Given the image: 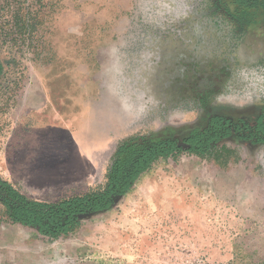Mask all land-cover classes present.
<instances>
[{"label":"rangeland","instance_id":"rangeland-1","mask_svg":"<svg viewBox=\"0 0 264 264\" xmlns=\"http://www.w3.org/2000/svg\"><path fill=\"white\" fill-rule=\"evenodd\" d=\"M0 60V177L30 200L103 188L129 138L264 110V27L215 0H0ZM215 149L159 160L57 240L0 205V264H264V144Z\"/></svg>","mask_w":264,"mask_h":264},{"label":"trees","instance_id":"trees-1","mask_svg":"<svg viewBox=\"0 0 264 264\" xmlns=\"http://www.w3.org/2000/svg\"><path fill=\"white\" fill-rule=\"evenodd\" d=\"M215 4L243 26H264V0H215ZM3 72L0 60V76ZM233 132L243 140L264 143V114L255 126L233 125L223 117H213L207 128L195 130L183 143L168 138H129L117 148L103 188L54 203L30 200L0 177V205L14 224L35 228L51 240L67 237L82 225V217L111 211L159 160L182 152L212 157L217 151L215 145Z\"/></svg>","mask_w":264,"mask_h":264},{"label":"flooded vegetation","instance_id":"flooded-vegetation-1","mask_svg":"<svg viewBox=\"0 0 264 264\" xmlns=\"http://www.w3.org/2000/svg\"><path fill=\"white\" fill-rule=\"evenodd\" d=\"M262 27H264V26H262ZM262 114H264V110H263L261 113H259L257 116H255L254 121H251V122H249L248 120H245V119H244V118H245L244 116H240V118H238V120L235 121L234 118H233V116L224 115V114H215V115H213V116L211 117V119H212L213 117H223V118L229 120L233 125H239V124L243 125L244 123H248V124L251 125V126H255L256 121L258 120V118H259ZM211 119L209 120V122H208V124H207V126H206L205 128L208 127V125H209ZM205 128H203V129H205ZM194 131H195V130H192L188 135H186V136L183 137L182 139H179V138H169V139H176L179 143H183V141L186 140V139H188ZM235 137H236L237 139H239L240 141H243V142H246V143H250L251 145H261V144L263 145V144H264V143H257V144H256V143H252L251 141L243 140V139L240 137V135H239L238 133H234V132H233V134H232L230 137H227V138H225V139H222V140H220L219 142H221V141H223V140H226V139L235 138ZM217 144H218V143H217ZM183 147H184V146H183ZM184 148H186V146H185Z\"/></svg>","mask_w":264,"mask_h":264},{"label":"water","instance_id":"water-1","mask_svg":"<svg viewBox=\"0 0 264 264\" xmlns=\"http://www.w3.org/2000/svg\"><path fill=\"white\" fill-rule=\"evenodd\" d=\"M155 76L159 77L158 74H156ZM98 107V106H97ZM100 110L101 108L98 107L96 108V111H95V115H94V119L92 121H90L88 124H87V127L86 129L84 130V134L88 137V138H92L94 137L95 138V133H94V130H95V127H94V122L96 121H101L103 118H102V114L100 113Z\"/></svg>","mask_w":264,"mask_h":264}]
</instances>
